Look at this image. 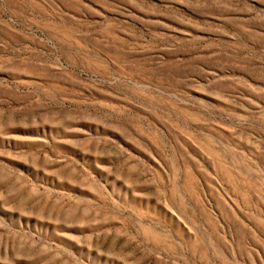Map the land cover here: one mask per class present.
Instances as JSON below:
<instances>
[{
  "label": "rangeland",
  "instance_id": "rangeland-1",
  "mask_svg": "<svg viewBox=\"0 0 264 264\" xmlns=\"http://www.w3.org/2000/svg\"><path fill=\"white\" fill-rule=\"evenodd\" d=\"M0 264H264V0H0Z\"/></svg>",
  "mask_w": 264,
  "mask_h": 264
}]
</instances>
